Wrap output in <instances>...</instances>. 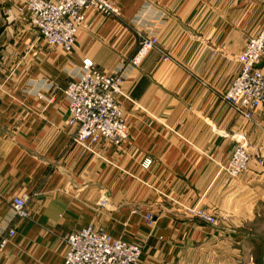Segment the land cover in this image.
I'll return each instance as SVG.
<instances>
[{
	"label": "crops",
	"instance_id": "0c3cea01",
	"mask_svg": "<svg viewBox=\"0 0 264 264\" xmlns=\"http://www.w3.org/2000/svg\"><path fill=\"white\" fill-rule=\"evenodd\" d=\"M24 1L0 0V239L14 231L0 264H62L64 237L89 225L141 244L138 264H179L214 228L184 207L226 224L241 209L251 219L264 203V104L248 122L222 96L264 0H110L124 22L88 12L68 54L30 27L17 10ZM134 29L158 37L138 67ZM83 57L122 73L129 138L79 155L63 91ZM240 136L251 160L232 179L221 167ZM16 196L28 197V219L12 210Z\"/></svg>",
	"mask_w": 264,
	"mask_h": 264
},
{
	"label": "built area",
	"instance_id": "2783aa9c",
	"mask_svg": "<svg viewBox=\"0 0 264 264\" xmlns=\"http://www.w3.org/2000/svg\"><path fill=\"white\" fill-rule=\"evenodd\" d=\"M17 10L23 14L40 39L49 47H57L70 53L75 45L80 27L88 12L121 20L122 11L110 0H25ZM138 49L129 65L138 67L148 52L158 47V37L142 31H134ZM165 55L163 60H168ZM239 70L232 79L222 100L246 121H252L256 111L264 104V23L256 35L248 39L238 55ZM124 77L121 72L100 71L88 57L81 60L80 75L69 81L63 91L68 105L67 123L74 128L71 146L79 155L94 152L96 146H121L129 138V129L123 115L120 98ZM251 159L248 143L242 136L235 138L234 149L221 169L230 178L239 177L248 169ZM150 161H146L145 166ZM100 205H105L102 198ZM11 208L20 219L29 218L28 197L11 199ZM190 217L213 224L212 213L197 206L185 207ZM150 225L152 215L145 214ZM14 235L10 230L0 239V250ZM66 251L62 264H138L142 245L114 238L93 225L78 229L64 237Z\"/></svg>",
	"mask_w": 264,
	"mask_h": 264
},
{
	"label": "rangeland",
	"instance_id": "374dc122",
	"mask_svg": "<svg viewBox=\"0 0 264 264\" xmlns=\"http://www.w3.org/2000/svg\"><path fill=\"white\" fill-rule=\"evenodd\" d=\"M111 19L124 22L123 18L121 20ZM134 31L142 30L134 29ZM248 148L250 151L249 144ZM262 204L256 205L251 219L246 222H242L241 219L245 213L244 209L237 212L235 220L227 224L225 218H218L216 213L209 211L215 217V223L213 224H208L197 217H193L214 228H212L213 231L207 238L185 249L181 254L179 264H258L256 261H260L259 264H264V203ZM198 208L200 209V207ZM186 215L188 214L186 213Z\"/></svg>",
	"mask_w": 264,
	"mask_h": 264
},
{
	"label": "trees",
	"instance_id": "16d2710c",
	"mask_svg": "<svg viewBox=\"0 0 264 264\" xmlns=\"http://www.w3.org/2000/svg\"><path fill=\"white\" fill-rule=\"evenodd\" d=\"M258 264L260 263V261H256Z\"/></svg>",
	"mask_w": 264,
	"mask_h": 264
}]
</instances>
